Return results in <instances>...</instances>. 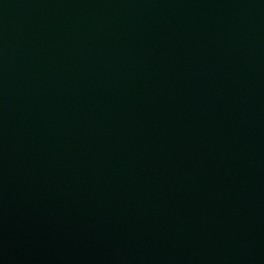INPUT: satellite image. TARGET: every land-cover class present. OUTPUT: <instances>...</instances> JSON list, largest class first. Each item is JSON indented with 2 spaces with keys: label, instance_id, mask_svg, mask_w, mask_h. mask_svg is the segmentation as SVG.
I'll list each match as a JSON object with an SVG mask.
<instances>
[{
  "label": "water",
  "instance_id": "1",
  "mask_svg": "<svg viewBox=\"0 0 264 264\" xmlns=\"http://www.w3.org/2000/svg\"><path fill=\"white\" fill-rule=\"evenodd\" d=\"M0 264H264V0H0Z\"/></svg>",
  "mask_w": 264,
  "mask_h": 264
}]
</instances>
